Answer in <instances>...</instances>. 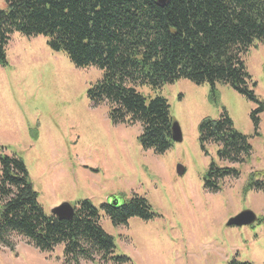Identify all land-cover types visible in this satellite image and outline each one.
<instances>
[{
  "label": "rangeland",
  "instance_id": "rangeland-1",
  "mask_svg": "<svg viewBox=\"0 0 264 264\" xmlns=\"http://www.w3.org/2000/svg\"><path fill=\"white\" fill-rule=\"evenodd\" d=\"M7 8L0 0V9ZM43 36L14 32L0 66V156H16L26 167L38 204L46 215L62 203L73 208L89 200L99 209V224L114 239V256L125 264H264V193L246 189L254 173L264 175V112L255 130L250 118L256 104L229 86L180 79L159 90L137 87L144 97L164 98L180 140L163 154L144 151L139 124L113 125L106 103L94 104L87 91L101 78L96 67L76 68L63 52L51 51ZM254 94L264 102V44L243 57ZM226 113L234 129L248 137L251 156L242 164L222 162L218 146L201 143L199 124ZM239 171L220 190L203 188L210 165ZM180 165L184 172L176 173ZM261 174H258L259 176ZM257 176V175H256ZM147 200L154 217L130 218L114 227L100 209L110 198ZM249 211L255 221L227 226ZM13 249L0 245V264H67L62 245L40 252L18 235ZM79 264L105 263L98 256Z\"/></svg>",
  "mask_w": 264,
  "mask_h": 264
},
{
  "label": "trees",
  "instance_id": "trees-1",
  "mask_svg": "<svg viewBox=\"0 0 264 264\" xmlns=\"http://www.w3.org/2000/svg\"><path fill=\"white\" fill-rule=\"evenodd\" d=\"M0 9V66L7 65L11 35L43 36L53 52H63L76 68L96 67L100 80L87 91L94 104L106 103L113 125L139 124L144 151L163 154L172 145L173 119L166 100L144 97L137 87L159 90L185 79L209 84L210 101L216 83L257 105L250 118L255 130L264 102L255 94L243 57L254 44H264V0H5ZM201 143L218 146L222 162L242 164L251 156L248 137L237 132L224 112L199 124ZM239 171L212 163L203 188L220 190L225 178ZM254 173L247 191L264 193V175ZM257 175V176H256ZM100 209L114 227L130 218L154 217L147 200L138 195ZM99 209L89 200L74 206L69 220L46 215L38 204L24 162L0 156V245L10 250L12 235L21 236L40 252L62 245L65 263L79 264L98 256L105 263L125 264L114 256V239L99 224ZM228 264H250L233 259Z\"/></svg>",
  "mask_w": 264,
  "mask_h": 264
},
{
  "label": "water",
  "instance_id": "water-1",
  "mask_svg": "<svg viewBox=\"0 0 264 264\" xmlns=\"http://www.w3.org/2000/svg\"><path fill=\"white\" fill-rule=\"evenodd\" d=\"M165 2L166 0H157L158 4H164ZM171 132H172L171 134L172 141H179L180 133L177 124L175 122L172 123ZM183 172H184L183 167L178 165L176 167V173L178 175H182ZM121 204H123V199L121 197L110 198L108 202V205L113 207H117ZM73 214H74V208L68 203H62L59 206L52 209L51 211V215H54L55 217L61 220H69L72 218ZM254 221H255L254 214L249 211H244L234 216L233 218L229 219L226 225L240 227V226L250 225Z\"/></svg>",
  "mask_w": 264,
  "mask_h": 264
}]
</instances>
